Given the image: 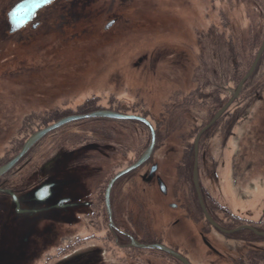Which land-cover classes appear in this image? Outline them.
<instances>
[{
	"label": "flooded vegetation",
	"instance_id": "obj_1",
	"mask_svg": "<svg viewBox=\"0 0 264 264\" xmlns=\"http://www.w3.org/2000/svg\"><path fill=\"white\" fill-rule=\"evenodd\" d=\"M162 15L181 38L154 44L130 66L138 78L144 68L189 85L162 113L165 122L143 101L99 105L100 95L74 109L45 106L59 99V81L83 73L71 69L75 53L116 43L136 51L142 35L166 23ZM263 26L264 0H0V89L20 85L31 93L19 98L41 102L21 123L0 125V167L14 161L0 173V264H264V48L242 82ZM96 111L149 125L73 120L21 154L60 115ZM106 121L121 122L120 130ZM152 135L149 155L117 176Z\"/></svg>",
	"mask_w": 264,
	"mask_h": 264
},
{
	"label": "rangeland",
	"instance_id": "obj_2",
	"mask_svg": "<svg viewBox=\"0 0 264 264\" xmlns=\"http://www.w3.org/2000/svg\"><path fill=\"white\" fill-rule=\"evenodd\" d=\"M207 11L205 10L206 13ZM212 15L215 16L214 14ZM182 17L185 16L182 15ZM162 18L166 19V23L158 25L156 35H142L140 37L139 46L135 48L136 51L125 49V47L121 48L119 44L116 43L104 52L100 51L99 48H94L89 55H87L88 52L84 51L75 53L74 58L71 57V61L76 65L71 69L75 70L74 68H81L83 73L75 75L71 73L73 78L66 84H59L61 82L59 81L60 96H55L59 97V99L53 101L46 99L44 101L46 104L45 106H47L48 102H53L55 105H61L60 107L65 106L74 109L76 105L83 103L86 98L100 95L103 98H99V105H107V103L111 101L114 105L119 104L120 107L131 106L134 108L135 105L143 101L142 104L144 103L147 110L148 108L152 109L151 112L155 113L157 120L164 119L165 122L166 115L162 113L165 112L167 108L171 107L174 102L183 101L186 92L190 90L189 85L186 87V85L182 83V85H175L173 82L169 83V80L163 79L164 74L159 72L155 77L152 75L153 73L144 72V68L143 77L138 78V71L133 70L130 66L133 61H136L140 55L146 53L154 44L168 42V39H172L176 42L181 38V36H178L176 29L167 22L169 17L162 15ZM168 21L170 22V20ZM262 28H264V26ZM245 30L244 28L243 31ZM186 34H189L188 37L191 39V34L189 32ZM130 38L129 36L124 38V43L128 44L126 46H130L131 42H128ZM67 56L65 57L67 58ZM86 59L94 61L89 65H84L83 60ZM74 60H76L77 63ZM262 71V68L259 69V73L257 74H261ZM119 73L126 78L125 81L119 78ZM30 75H32V73ZM52 85L48 86L50 91L55 89H53ZM16 88H21V86L16 85ZM16 88L8 87L0 89V108H2V111L13 109L9 114H0V125L12 123L19 124L25 116L29 115L28 113L39 111V108H41L40 101L35 99L23 100L24 98H19L18 96V93L22 92V90L23 92L27 91L29 93H31V91L25 88ZM33 91L34 90H32V93H34ZM206 91L211 92L212 89L207 88ZM108 97H113V99L110 98L108 100ZM40 112H43V110H40ZM209 114L210 113H205L201 118H209ZM197 115L198 114L195 112L192 116L197 117ZM57 118H59V116H57ZM60 118L63 117L60 115ZM82 122L89 123L90 121L86 120ZM106 122L110 132L120 130L119 126H121V122L118 124L111 121ZM130 138L131 135L128 139ZM130 141L131 144L134 143L132 138ZM130 157H133V155H130ZM133 159L134 158H132L131 161Z\"/></svg>",
	"mask_w": 264,
	"mask_h": 264
},
{
	"label": "water",
	"instance_id": "obj_3",
	"mask_svg": "<svg viewBox=\"0 0 264 264\" xmlns=\"http://www.w3.org/2000/svg\"><path fill=\"white\" fill-rule=\"evenodd\" d=\"M264 48V41L262 43V46L261 48L259 49L257 55H256V58L249 70V72L247 73V75L244 77V79L242 80V82L252 73L254 67L256 66L257 64V61L262 53V50ZM242 82L239 84V87H241L242 85ZM224 109L220 110L215 116L214 118L212 119V121L210 122V124H212L218 117L219 115L223 112ZM112 118V119H128V120H138V121H142L144 123H146L147 125H149V123L142 117H139V116H134V115H123V114H119V113H115V112H112V111H96V112H93V113H90V114H86V115H78V116H69V117H65V118H62L60 119L59 121H57L56 123H54L53 125L49 126L48 128H46L45 130H42L40 132H37L35 134H33L24 144V147L21 151V154L25 152V150L31 145L33 144L41 135H43L44 133H46L47 131L53 129V128H56L58 126H61L62 124H65L67 122H70V121H73V120H79V119H84V118ZM153 141H154V135H152V143L151 145L149 146L148 150L145 152V154L141 157V159L133 164L132 166H130L128 169L122 171L119 173V175L117 176H120L122 174H124L125 172H128L130 171L131 169L135 168L138 164H140L150 153L151 149H152V146H153ZM14 161L0 167V173L1 172H4L6 171L12 164H13ZM195 172V177H196V170L194 171ZM114 180V179H113ZM111 180V182L113 181ZM111 184V183H110ZM208 217V216H207Z\"/></svg>",
	"mask_w": 264,
	"mask_h": 264
},
{
	"label": "trees",
	"instance_id": "obj_4",
	"mask_svg": "<svg viewBox=\"0 0 264 264\" xmlns=\"http://www.w3.org/2000/svg\"><path fill=\"white\" fill-rule=\"evenodd\" d=\"M53 118H57V116L56 117H53Z\"/></svg>",
	"mask_w": 264,
	"mask_h": 264
}]
</instances>
